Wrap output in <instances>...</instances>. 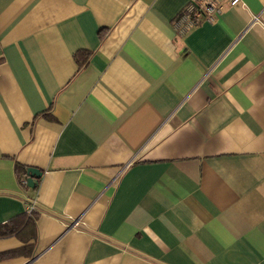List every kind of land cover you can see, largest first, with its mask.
<instances>
[{"label":"crops","instance_id":"1","mask_svg":"<svg viewBox=\"0 0 264 264\" xmlns=\"http://www.w3.org/2000/svg\"><path fill=\"white\" fill-rule=\"evenodd\" d=\"M189 1L0 0V264H264V0Z\"/></svg>","mask_w":264,"mask_h":264},{"label":"trees","instance_id":"2","mask_svg":"<svg viewBox=\"0 0 264 264\" xmlns=\"http://www.w3.org/2000/svg\"><path fill=\"white\" fill-rule=\"evenodd\" d=\"M99 38H102V31L98 32ZM88 53H75V62L78 68L85 66L87 62ZM14 173L17 180L20 181L21 176L24 174V169L22 166L15 164L14 165ZM25 188V187H23ZM35 215L31 212L27 214L24 212L23 214L16 216L15 218L7 221L6 223L0 225V238H5L9 236L19 237L22 243V246L18 249L7 251L0 254V260H5L7 258L14 257H25L30 258L32 254V245L27 244L29 240H33L34 231H33V220ZM27 230V234L25 238L20 236L23 229Z\"/></svg>","mask_w":264,"mask_h":264},{"label":"built area","instance_id":"3","mask_svg":"<svg viewBox=\"0 0 264 264\" xmlns=\"http://www.w3.org/2000/svg\"><path fill=\"white\" fill-rule=\"evenodd\" d=\"M238 0H228L229 5H235ZM223 0H191L182 9L180 14L174 19L172 27L178 36H183L190 29L200 23H213L216 17L221 13ZM254 20V19H253ZM21 187H25L24 179L19 181ZM33 206L27 207V212L32 210ZM76 226L75 222L71 227Z\"/></svg>","mask_w":264,"mask_h":264},{"label":"water","instance_id":"4","mask_svg":"<svg viewBox=\"0 0 264 264\" xmlns=\"http://www.w3.org/2000/svg\"><path fill=\"white\" fill-rule=\"evenodd\" d=\"M40 175L41 173L36 169H32V168L25 169L23 174L25 187L29 189H33V187L35 186V182L40 177Z\"/></svg>","mask_w":264,"mask_h":264}]
</instances>
